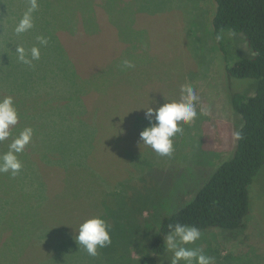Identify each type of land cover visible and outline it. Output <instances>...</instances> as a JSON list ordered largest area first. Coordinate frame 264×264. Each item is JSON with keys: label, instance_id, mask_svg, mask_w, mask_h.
I'll return each instance as SVG.
<instances>
[{"label": "rangeland", "instance_id": "obj_1", "mask_svg": "<svg viewBox=\"0 0 264 264\" xmlns=\"http://www.w3.org/2000/svg\"><path fill=\"white\" fill-rule=\"evenodd\" d=\"M57 4L60 14L64 11L62 22L65 18L70 26L58 34L45 25L40 7L37 33H7L0 19V71L13 73L8 79L0 77V98L13 97L23 114L16 125L27 123L35 135L26 146L30 154L20 172L0 173V264H139L163 217L182 208L233 155L242 117L232 106V95H253L257 80L229 73L234 60L226 59L213 29L215 0ZM0 6V14L10 8ZM16 12L11 17L15 23ZM233 33L231 55L252 56L245 36ZM37 37L47 38V45H40ZM18 44L39 47L40 58L31 65L20 62ZM124 60L134 67L124 68ZM184 84L198 97L197 117L180 122L182 131L172 138L174 150L161 156L141 144L140 133L155 123L144 108L179 100ZM46 92L52 97L65 94L47 103ZM69 96L82 100L84 114L94 124L72 123L69 115L79 118L81 104L72 100L68 105ZM58 103L63 104L59 109ZM31 106L69 121L49 125V115L26 113ZM53 134H70L68 147L89 141L56 168L59 157L46 141ZM14 137L12 133L11 141ZM6 146L0 147V155L8 151ZM249 214L247 227L234 236L210 228L187 247L214 257V264H264V165L250 186ZM95 216L110 225L112 243L90 256L74 235L81 222ZM161 263L171 264L167 253Z\"/></svg>", "mask_w": 264, "mask_h": 264}, {"label": "trees", "instance_id": "obj_2", "mask_svg": "<svg viewBox=\"0 0 264 264\" xmlns=\"http://www.w3.org/2000/svg\"><path fill=\"white\" fill-rule=\"evenodd\" d=\"M29 1L0 0V3H6L7 6L10 5V8L5 7L7 13L0 14V19L3 22L1 27L5 32L8 31L7 33L11 32L15 34L14 29L25 13L23 10L28 8L24 5L29 3ZM37 2L38 8L32 14L33 28L30 29L31 32L37 33V24H40L35 20V16L39 14V7L44 14L45 25H48L49 29L55 32V34L64 32L70 28L69 25L64 23L65 18L62 22L61 15L63 16L64 11L60 14L59 5L57 4L60 0H37ZM215 2V14L212 20L214 33L222 51L227 55L226 59L229 62L234 60L229 65L228 71L232 76L239 79L257 80L256 91L253 95H247L241 91L233 93L232 106L242 117V125L237 130L239 137L236 133V148L233 155L218 166L196 195L182 208L163 217L159 233L146 242L148 253L141 258L139 264H162L161 259L166 255L164 242L170 224L181 223L195 226L200 231L210 228H220L229 232L232 236L235 233L243 231L248 225L250 217V186L264 165V0H215ZM12 4H15L14 9H11ZM0 7L3 8V6ZM14 10L17 11L16 23L11 20V17L14 16ZM232 32L245 36L249 47L253 51L252 56H243L245 54L240 52L236 56L231 55L228 45L230 44L233 47L234 44L232 42L236 43L234 39L236 34H232ZM60 42H63V40H60ZM12 76L13 73L6 72L4 75V72L0 71L2 79H8ZM80 77L81 75L78 80L83 81ZM84 82L87 83L89 80L84 79ZM62 94L65 93L57 92V96L53 93L54 97H52L46 92L44 100L49 103V101H54V99L58 100V97ZM68 98L69 100L66 102L68 105H72V100H77L81 104L79 118L74 119L73 116L75 114H72L73 116L69 115L72 118L70 119L72 123L76 124L83 120L91 123L92 120L86 118L84 114L85 105L82 103V100L77 96H69ZM38 102L42 104V99L39 98ZM60 105L63 104L58 103L56 105L58 106L57 109H59ZM18 113L19 119L22 118L23 114L20 111ZM26 113H33L32 116L39 117L49 115L46 118L49 122L51 121L50 123L48 122L49 125L60 124L59 121L61 120L62 123L66 120L69 121V119L60 117L57 120L53 117L51 111L35 106L27 108ZM92 123L94 124V122ZM25 127H29L27 123L24 126H21L20 123L11 132L16 136ZM91 127L93 126L91 125ZM53 135H55L53 138L50 137L46 141L59 157L58 160H54L56 168H61L58 167L60 163L66 165L73 153L75 154L76 150L81 145L83 146V141H89V138H83L86 140H80V146L75 141V147H68L71 146L67 144L70 134ZM11 137L12 135L6 142L10 143ZM1 145H7L6 147H8L9 144L0 143V147H3ZM25 148L22 153L18 154L23 166L26 164L25 161L30 154L29 149ZM84 149L86 153L89 150L86 147H82L80 151L82 152ZM62 151L64 155L60 153ZM262 222L264 223V217H262ZM66 238H63V240L67 241ZM54 247H58V245ZM107 248L108 246L101 249L105 250ZM106 253H108V250Z\"/></svg>", "mask_w": 264, "mask_h": 264}, {"label": "clouds", "instance_id": "obj_3", "mask_svg": "<svg viewBox=\"0 0 264 264\" xmlns=\"http://www.w3.org/2000/svg\"><path fill=\"white\" fill-rule=\"evenodd\" d=\"M38 8L37 0H30L28 10L16 25L14 31L17 35L25 33L33 28L32 14ZM40 45H47L45 37H37ZM20 62L31 65L34 60L40 58V48L33 46L25 49L18 44L15 50ZM126 69L134 67L129 60L122 61ZM198 97L194 88L189 84L181 86V96L179 100L166 102L158 108L145 107L146 117L155 123H151L140 133L141 144L149 146L153 151L161 156L169 155L174 150L172 138L182 131L180 122L189 123L197 117L196 101ZM203 112V109H201ZM154 114V116H153ZM19 121V113L14 105L13 97L6 96L0 98V142L9 139L12 135L11 129ZM239 137V133H237ZM33 129L25 127L16 135L8 146V151L0 155V173H10L17 175L23 167L18 154L22 153L25 147L31 142ZM164 242V251L171 264H214V257L205 255L199 248L187 247L194 244L201 237L200 230L195 226H188L181 223L168 226ZM75 241L79 248L90 255L96 256L98 248H104L112 243L110 235V225L100 216L85 219L78 228H75ZM168 253L171 255L169 256Z\"/></svg>", "mask_w": 264, "mask_h": 264}]
</instances>
